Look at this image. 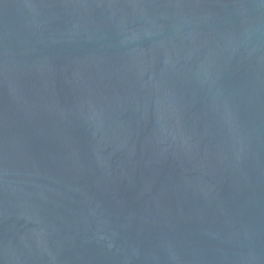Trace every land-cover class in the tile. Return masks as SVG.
<instances>
[{"label": "water", "instance_id": "obj_1", "mask_svg": "<svg viewBox=\"0 0 264 264\" xmlns=\"http://www.w3.org/2000/svg\"><path fill=\"white\" fill-rule=\"evenodd\" d=\"M0 264H264V0H0Z\"/></svg>", "mask_w": 264, "mask_h": 264}]
</instances>
